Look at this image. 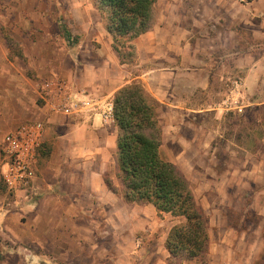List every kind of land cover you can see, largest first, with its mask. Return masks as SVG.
<instances>
[{"label": "crops", "instance_id": "obj_1", "mask_svg": "<svg viewBox=\"0 0 264 264\" xmlns=\"http://www.w3.org/2000/svg\"><path fill=\"white\" fill-rule=\"evenodd\" d=\"M67 1L58 7L62 1L55 0L56 10L48 8L51 0L0 1V264H29L12 262V254L27 261L33 255L30 264H171L167 251L162 261H140L150 259L149 248L135 239L147 218L139 217L138 203L123 196L115 119L63 113L67 96L87 91L114 101L120 89L135 82L159 105L161 154L168 143L173 157L168 161L184 174L204 209L212 207L225 232V207L252 210L264 219V150L256 156V178L249 155L241 161L230 155L224 170L214 166L217 133L211 137L205 122L214 111L216 119L224 115L218 104L228 93L231 80L225 79L233 69H248L238 76L246 94L264 96V53L254 60L250 53L235 58L233 51L235 24L252 29L264 44V10L254 3L235 7V0H158L154 27L133 41L135 64H123L91 0ZM63 11L75 21L77 44L57 20ZM13 45L22 52L15 53ZM49 80L65 82L64 93L43 94ZM34 121L46 127L34 184L28 197L12 196L2 180V143ZM261 226L245 230L244 238L258 233L263 239ZM258 246L248 243L249 253L263 252V243ZM223 248L228 257L235 253L234 247Z\"/></svg>", "mask_w": 264, "mask_h": 264}, {"label": "trees", "instance_id": "obj_2", "mask_svg": "<svg viewBox=\"0 0 264 264\" xmlns=\"http://www.w3.org/2000/svg\"><path fill=\"white\" fill-rule=\"evenodd\" d=\"M91 1L114 38L122 63L134 64L133 41L154 27L158 0ZM158 108V103L137 82L115 95L118 176L124 182L123 196L128 203L152 205L159 214L184 219L172 227L167 237L171 264H209L208 220L187 178L162 157ZM41 155L42 149L39 159ZM107 183L110 185L109 180Z\"/></svg>", "mask_w": 264, "mask_h": 264}, {"label": "rangeland", "instance_id": "obj_3", "mask_svg": "<svg viewBox=\"0 0 264 264\" xmlns=\"http://www.w3.org/2000/svg\"><path fill=\"white\" fill-rule=\"evenodd\" d=\"M0 1H2V3L4 4L8 0H0ZM61 1H62L61 3L57 2L58 7H60L61 5L68 6V1L67 2H65V0H61ZM51 2L52 4H50V2H47L48 5L43 3V7L47 5L48 8L53 7L52 9L54 10V8L57 7L56 2L55 0H51ZM235 2H236L234 4L235 7L248 6L250 3L252 4L254 3L261 10H264V0H247V3H241L238 0H235ZM245 15L246 14H244L243 17H245ZM57 20L62 24L64 29L69 32L70 36L74 37V42L77 44L80 40V37L78 36L77 32L74 30L75 21L72 20L71 17L66 16L64 11L61 14V18H58ZM235 27H236L235 37H237L235 38L234 41L235 44L233 48V51L236 54L235 58L250 53L251 56L254 58V60H258L264 53V44L262 45V41L256 39L253 30L248 27H243V24H241L240 26L235 24ZM12 47H13L12 50L15 53L22 52L20 47L15 45H13ZM247 71L248 69L246 70L242 68L233 69L225 79L226 84L229 83L228 82L229 79L233 81L238 76L245 77L247 75ZM220 100L221 98H219V100L217 99L215 105ZM263 103H264V96L260 95V93L256 91L246 94L245 109L242 113L239 112L224 113V115L220 119L215 118L216 117L214 116V114L216 113L215 111L210 113L211 115L205 121L207 124L206 129L211 132L210 135L211 137H215L212 135H215V133H217L212 146L218 151V155H219L218 159H216V161H214L213 163L214 166L217 165L219 168L223 167L224 170L227 167V163L230 162L229 160L230 155L232 158L239 161L246 160L247 155H249V157H251L250 163L248 164V166L251 167L250 172L252 173V171L255 170L254 165L257 160L256 156L261 150H264V104ZM197 120L200 122V119ZM198 121L195 120L196 123H198ZM198 134L201 135L200 132H198ZM206 136L209 137V139H207L209 141L210 140L209 132L206 133ZM168 145L169 144L166 143L167 147L164 148L162 152V157L167 161L173 158V157H169L171 156V152L169 150ZM173 148L176 150L177 146ZM232 152H235L233 153L234 155H232ZM205 160L209 162L207 164L210 165L211 167L212 163L208 160V158H205ZM236 162L237 161H235L234 163L240 165L239 162L237 163ZM207 164L204 166H208ZM189 165L190 163L185 164L187 168H190ZM259 176H260L259 172L251 174V177L256 178ZM248 188L250 189L251 192L250 186ZM246 191L249 190L246 189ZM201 194L202 195L205 194V196H208L207 198L208 199L210 198L209 199L210 201L211 200L215 202L218 201V199L215 200L216 198L214 196L209 195L206 191H201ZM195 197L205 212L210 229L211 243H210L209 253L207 256V260L209 264H228L230 260L232 262L236 261L234 264H248L247 263L248 261H251V264H264V251L252 255L249 253L247 247L248 243L250 244L257 243V247L259 248L258 242H260V247H261V243H263V247H264V237L263 239L260 240L258 233L252 234L253 235L252 237L244 238L243 236L244 234L243 232L245 230L248 231L250 229V231L253 232V230L255 231L257 226L259 225L260 226L263 225L261 226L263 227L261 233L264 236V219H262V217L259 216L257 212H252V210H248V211L239 210L236 212L232 210L233 208L225 207L224 210V215L226 218L225 227L228 229V233H226L225 229L221 226V222L215 220L212 207L209 205L206 206V208L204 209V205L201 204V201L196 194ZM137 211L141 219H144L145 217L147 218V220H144L140 224V226L142 227L139 228L138 230L139 232L137 233V237L135 239L136 241L138 240L141 241L140 244L149 248L148 255L150 257L148 261H144V259L143 260L140 259V261L141 263H147L150 260L155 262L156 261L158 262L160 260L162 261L164 252L166 251L168 252L166 248L167 238L164 237L165 234H168V232H170L173 226L182 223L184 219L175 218L169 214H159L154 208L152 207L150 208L143 203H138ZM255 237L258 238V241ZM223 247H227V248L234 247L235 253L230 254V257H228L229 255L228 250L224 249ZM21 256L23 257V255ZM29 258L30 260L27 261L26 256L23 257V259H21L19 258V255H15V254L11 255L12 262L25 261L26 263L28 262L30 264V262L34 260L33 255H29ZM165 260L166 262L171 263L172 260L169 252L168 254H166Z\"/></svg>", "mask_w": 264, "mask_h": 264}, {"label": "built area", "instance_id": "obj_4", "mask_svg": "<svg viewBox=\"0 0 264 264\" xmlns=\"http://www.w3.org/2000/svg\"><path fill=\"white\" fill-rule=\"evenodd\" d=\"M238 1L247 3V0ZM66 87L62 80H49L43 84L42 91L50 96L55 92L64 93ZM246 90L244 78H235L231 81L227 95L218 104L219 110L223 113H242L245 109ZM79 96H67L64 115L78 116L86 111L91 116L100 114L106 122L115 119L114 101L111 98H102L87 91L80 92ZM45 130L43 122L34 121L22 125L4 138L2 180L10 195L24 194L28 197L36 177Z\"/></svg>", "mask_w": 264, "mask_h": 264}]
</instances>
